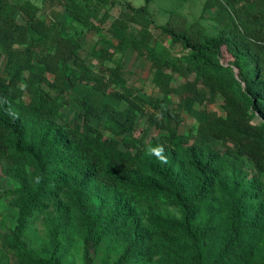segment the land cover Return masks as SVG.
<instances>
[{"label":"trees","instance_id":"trees-1","mask_svg":"<svg viewBox=\"0 0 264 264\" xmlns=\"http://www.w3.org/2000/svg\"><path fill=\"white\" fill-rule=\"evenodd\" d=\"M59 1L75 20L96 27L91 20L96 12L78 0ZM151 1L145 0L141 7L129 4L132 13H123L110 29L121 43L152 62L154 80L165 94L180 95L181 106L200 120V136L190 143L179 134L173 126L177 113L156 99L157 112L150 124L166 129L168 136L148 143L140 139L139 144L125 139L126 145L134 147L125 150L120 139L106 135L103 128L133 131L146 103L127 86L122 69L106 67L104 74L94 75L80 53L79 42L64 24L40 18L30 0L20 7L28 21L20 23L15 17L16 4L0 0L4 61L0 159L26 162L34 176L32 185L23 189L25 211L21 230L9 240L12 252H20L21 234L35 212L60 200L69 189L76 199V226L85 244L86 264H93L101 245L118 243L136 202L165 195L182 208V220L166 224L183 230L190 244L187 258H176L173 264H264V0H215L220 6L214 17L215 34L201 21L189 23L183 15L172 14L161 29L187 51L179 57L156 41L152 43ZM213 5L208 1L205 9ZM130 22L141 25L139 34ZM224 47L233 57L229 65L222 61ZM168 70L195 76L175 87ZM25 93L32 96L29 102L23 99ZM64 95L75 103L83 128L61 114ZM220 95L225 115L195 108ZM219 143L225 151L218 148ZM144 149L152 161L151 174L142 169ZM245 157L253 162L257 174L241 189L234 186L224 195L227 220L199 222L197 213L217 203L221 178L239 168ZM154 165H162L161 170ZM6 172L21 179L11 169ZM107 198L112 199L110 204ZM151 260L150 241L139 231L126 241L114 264H151ZM25 263L62 264L50 258H31Z\"/></svg>","mask_w":264,"mask_h":264},{"label":"rangeland","instance_id":"rangeland-1","mask_svg":"<svg viewBox=\"0 0 264 264\" xmlns=\"http://www.w3.org/2000/svg\"><path fill=\"white\" fill-rule=\"evenodd\" d=\"M24 1L12 0L18 8L15 17L20 23L28 21V16L20 10ZM30 1L38 7L40 18L66 26L67 33L79 42L80 53L94 75L104 74L106 67H120L127 86L145 101L146 105L140 110L136 128L133 131H111L106 127L103 128L106 135L120 139L122 148L125 150L134 148L126 145L125 139L136 140L139 144L140 139L148 143L156 138L165 139L168 136L166 129L150 124L151 116L157 112L154 105L156 99L162 100V107H168L177 113L178 117L173 122V126L179 134L186 136L190 143L200 136V120L181 106L180 95L178 93L165 94L154 80L155 68L152 62L140 55L130 45L121 43L110 29L114 20L122 16L123 13H132L128 7L129 4L141 7L145 4V0H117V2L111 0L107 3L101 0H78L90 12H96V15L91 17L95 28L75 20L63 2L59 0ZM208 1L214 5L205 9ZM219 10L220 6L216 4L215 0H152L149 15L153 19V24L150 26L152 43L156 41L158 46L166 48L173 56L179 57L187 51L181 43H174L170 37L164 34L161 26L166 24L172 14L178 13L183 15L189 23L201 21L210 34H215L218 31V26L214 17ZM107 14L109 16L105 19ZM129 25L135 34H139L141 25L135 22H130ZM232 60V55L224 47L223 63L229 65ZM3 62V57L0 54V71L4 68ZM167 72H170L171 84L175 87L195 76L190 74L187 77L171 70ZM235 73L238 76V68H235ZM27 75L28 73L26 77ZM45 88L55 95V90L50 89L48 85H45ZM31 98L32 96L28 93L23 95V99L27 102ZM67 98L68 96L64 95L61 99L64 100L61 114L74 125L83 128L84 124L75 103ZM223 103L224 99L220 95L214 101L197 103L195 108L200 112H216L219 115H225ZM125 105L124 102L123 107ZM258 121L256 119L254 122ZM94 124H97V120L94 121ZM218 148L224 150V145L219 143ZM141 149L142 146H139L138 151ZM146 152L144 149L146 165L142 169L146 174H151L152 161L149 155L145 154ZM161 167L162 165L153 166L155 170H161ZM7 169L18 174L21 179L7 174ZM32 170L26 162L0 159V264H27L25 260L31 258L61 260L62 264H86L85 244L76 226V216L78 215L76 199L69 189L65 191L60 200L49 203L46 208L38 210L30 218L28 228L21 234L19 240L20 252L10 250V238L18 235L21 230L20 218L25 211L22 194L24 187L30 186L34 182ZM256 174L253 162L246 157L241 161L239 168L225 173L220 180L217 203H213L197 213L199 222H206L210 219L215 222L226 221L228 212L224 195L230 193L234 186L241 189ZM261 176L264 180V175ZM110 201L112 199L107 198V204H110ZM129 220L128 228L118 243L113 246L103 244L99 247L93 256V264H114L126 241L138 235L139 231L144 233L150 241L151 264H173L176 258H187L190 247L188 237L177 226L172 227L166 224L169 220H182V208L173 203L170 195L143 203L136 202V207H133ZM223 237L224 232L222 231L221 238ZM262 254H264V244Z\"/></svg>","mask_w":264,"mask_h":264},{"label":"clouds","instance_id":"clouds-1","mask_svg":"<svg viewBox=\"0 0 264 264\" xmlns=\"http://www.w3.org/2000/svg\"><path fill=\"white\" fill-rule=\"evenodd\" d=\"M157 155L159 156V159L161 160V162H166V159L164 156L159 155V153H157Z\"/></svg>","mask_w":264,"mask_h":264}]
</instances>
